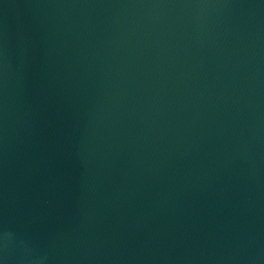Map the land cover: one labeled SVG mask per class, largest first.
Instances as JSON below:
<instances>
[{
  "label": "water",
  "instance_id": "95a60500",
  "mask_svg": "<svg viewBox=\"0 0 264 264\" xmlns=\"http://www.w3.org/2000/svg\"><path fill=\"white\" fill-rule=\"evenodd\" d=\"M0 264H264V0H0Z\"/></svg>",
  "mask_w": 264,
  "mask_h": 264
}]
</instances>
